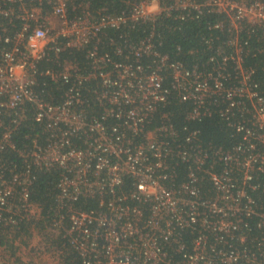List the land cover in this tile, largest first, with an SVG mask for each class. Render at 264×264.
I'll use <instances>...</instances> for the list:
<instances>
[{"label":"built area","instance_id":"2783aa9c","mask_svg":"<svg viewBox=\"0 0 264 264\" xmlns=\"http://www.w3.org/2000/svg\"><path fill=\"white\" fill-rule=\"evenodd\" d=\"M79 1L0 0V128L7 118L21 124L30 104L46 133L44 143L19 150L28 162L22 172L6 176L0 165V223L40 220L30 199L32 168L57 167L59 194L47 229L61 233L66 248L48 249L62 258L71 249L82 264H264V95L245 62L251 37L264 40V0H142L99 16ZM205 9L221 15L212 28L225 37L200 66L163 54L152 32L126 51L119 47L123 60L91 46L107 29ZM88 46V70L68 60L61 69L40 67L51 51L59 58ZM42 75L70 85L62 103L37 94ZM86 91L100 101V116L88 115ZM171 95L192 105L189 121L220 117L240 141L229 149L205 146L199 130L188 128L180 140L167 113L153 128ZM14 130L3 133L0 153L16 149ZM80 197L96 206L78 208ZM39 231L31 226L32 235Z\"/></svg>","mask_w":264,"mask_h":264},{"label":"trees","instance_id":"16d2710c","mask_svg":"<svg viewBox=\"0 0 264 264\" xmlns=\"http://www.w3.org/2000/svg\"><path fill=\"white\" fill-rule=\"evenodd\" d=\"M142 0H80L88 4L90 12L97 16L107 13L111 15L121 14L123 11L128 10L131 5ZM175 0H161L162 4H171ZM77 2V0H75ZM78 10L81 8L78 6ZM74 14V13H72ZM178 13L172 11L171 15L162 13L157 19L150 25L137 24L134 28L122 27L121 29H107L99 35L98 39L101 41L98 43L94 40L91 46L97 44L101 54L108 53L116 60H123L124 55L118 54V48H122L124 51L126 44L137 43L139 39L148 36L151 32L154 34L157 48L163 53L168 55L173 61H179L186 66L203 65L206 63V59L211 55L216 46L221 43V39L225 37V32L217 31L212 28L218 19L221 18L219 13H212L206 9L202 13H198L191 10L189 16L185 19L176 18ZM219 38V39H218ZM214 39V43L207 44L206 40ZM125 40L128 42L125 43ZM249 51L245 55L246 65L252 67L255 70V79L259 84L260 92L264 95V40H258L257 37H251ZM88 47H81L75 49H67L60 53L59 58L56 57L54 51H51L50 58L43 59L40 62L41 69H61V64L68 60L73 61L80 65L85 70L91 67V61L88 59ZM93 88H97V81L89 83ZM70 87L69 84L62 81H54L51 76L42 75L38 79V84L35 86L37 94L44 101H48L54 104L62 103L66 93V89ZM93 91V89H91ZM87 94V111L88 115L101 114L100 101L97 96L91 92H85ZM192 105L180 100L171 95L169 101L158 106V111L155 115L151 126L157 127L160 125L161 114L167 113L179 133V139L182 140L188 130H199V142L206 144L211 143L217 147H223L224 149L231 148L234 144L240 141V137L235 135L231 137L233 129L227 124L226 121L220 117L214 116L204 118L201 121H189L187 113L191 110ZM27 116L24 121L18 126L14 127V124L6 119V127L0 128V140L3 133L7 130L15 129L12 132V141L16 145V149L6 148L0 153V165L4 170L5 175H10L11 171L22 172L27 161L21 156L19 150L31 149L35 143L45 142L44 126L35 120V109L32 105L28 104ZM185 128H188L186 130ZM220 166V165H218ZM182 176L185 174V166L180 168ZM35 176L34 182L31 185L30 199L40 209V220H24L18 227L7 225L4 222L0 223V247L8 245L9 237L14 236L21 237L26 234L30 238L31 226L34 225L40 231H45L47 238L51 246L64 247L66 239L60 233L57 236V232H48L47 228L51 227L52 216L56 211V199L59 194L58 182L61 176V169L53 167L50 170L32 168ZM205 189L203 191L204 196L209 197L212 195L211 186L206 179ZM78 208L89 209L96 206L95 200H85L80 197L76 203ZM64 232V228L60 229ZM57 236V237H56ZM66 248V247H64ZM15 255V253L13 252ZM63 264H82L81 259L68 249V255L62 259Z\"/></svg>","mask_w":264,"mask_h":264},{"label":"rangeland","instance_id":"374dc122","mask_svg":"<svg viewBox=\"0 0 264 264\" xmlns=\"http://www.w3.org/2000/svg\"><path fill=\"white\" fill-rule=\"evenodd\" d=\"M8 239L10 240L8 245L0 247L3 248L0 250V264H61L62 262L60 250L48 249L50 242L45 231H39L30 238L24 234L16 238L10 236ZM30 246L34 247V251L28 250Z\"/></svg>","mask_w":264,"mask_h":264}]
</instances>
